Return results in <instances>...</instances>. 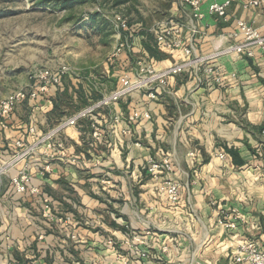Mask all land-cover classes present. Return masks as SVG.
Instances as JSON below:
<instances>
[{
    "label": "crops",
    "instance_id": "1",
    "mask_svg": "<svg viewBox=\"0 0 264 264\" xmlns=\"http://www.w3.org/2000/svg\"><path fill=\"white\" fill-rule=\"evenodd\" d=\"M243 1H231L226 21L210 16L206 2L201 21L193 23L184 9H176L166 24L182 25L183 45L192 57L206 55L242 40L237 20L264 34V5L246 10ZM158 51V59L141 64L164 69L184 59L182 49ZM126 54L120 58L125 66ZM217 68L219 84L195 69L170 78L155 100L145 91L133 93L67 130L60 140L67 158L76 157L77 163L31 157L28 187L37 194L16 192L10 178L19 168L2 175L0 264H120L118 258L133 264H231L232 249L243 238L264 250V51L256 49L251 58L223 57ZM76 71L41 102L18 105L32 115L28 123L15 114L18 106L14 109L6 129H0V163L14 153L15 141H32L30 127L47 129L40 126L58 94L75 101L65 111L69 116L81 108L78 99L89 102L119 84V78ZM134 111H147L150 118L131 122ZM163 159L180 185L175 206L158 192L160 179L144 170L149 161ZM47 165L50 172L39 174ZM232 210L245 223L228 229Z\"/></svg>",
    "mask_w": 264,
    "mask_h": 264
},
{
    "label": "rangeland",
    "instance_id": "2",
    "mask_svg": "<svg viewBox=\"0 0 264 264\" xmlns=\"http://www.w3.org/2000/svg\"><path fill=\"white\" fill-rule=\"evenodd\" d=\"M176 9H183L179 0H0V101L27 90L34 74L43 69L64 66L68 72H91L90 78L149 76L148 70L158 68L141 62L149 63L150 58L158 59L162 54L155 30ZM123 52L128 54L127 66L120 59ZM105 86L110 87V83ZM111 91L93 99L90 96L89 102L84 98L76 102L83 108ZM74 102L70 95L58 94L53 111L40 126L47 129L41 132L66 117L65 111H70ZM16 109L20 120L28 123L32 115L27 108ZM29 161L10 170L27 171Z\"/></svg>",
    "mask_w": 264,
    "mask_h": 264
},
{
    "label": "built area",
    "instance_id": "3",
    "mask_svg": "<svg viewBox=\"0 0 264 264\" xmlns=\"http://www.w3.org/2000/svg\"><path fill=\"white\" fill-rule=\"evenodd\" d=\"M231 1L232 0H179L182 8L193 23L199 22L204 18L201 8L206 2H208L207 13L210 16L226 21L227 9ZM263 5L264 0H244L241 4L242 8L246 10L258 9ZM181 30L182 25L178 23H165L162 27L155 30V35L158 49H182L184 55L183 60L175 62L164 69L148 70L149 76L131 79L127 75H123L119 78V84L116 89L102 96L98 101L78 109L69 116L63 117L48 130L37 132L34 127H30L27 135L32 138V141L17 140L14 142V148L17 151L9 161L0 164V177L35 154H40L46 162L51 160H68L69 163L76 164V157L67 158L65 154L66 147L60 140L61 136L66 134L67 130L77 128L81 122L91 118L99 110L109 107L111 104L118 103L136 92L145 91L149 99L155 100L157 96L165 90L170 78L189 73L199 68H202L203 73L207 77L212 78L214 83L219 84L222 78L218 72L217 63L221 58L233 54L251 58L254 56L256 49L264 51V34L261 33L258 28L244 20L236 21V34L242 39L240 42H230L215 48L206 55H194V57H192V50L183 45ZM190 31L194 35L198 33L196 26H192ZM143 71L144 70L141 69V72ZM67 73L68 68L64 66L56 70H40L31 78L34 82L27 90H19L2 99L0 101V129H6L7 122L18 104L26 100L37 103L40 100H44L51 89L54 91L57 89L63 76ZM140 118H150L149 113L147 111H134L129 116L131 122ZM94 135L98 137V134L95 133ZM218 157L222 160L225 159V155L222 152L218 153ZM144 170L151 178L160 179L158 192L165 195L169 205L175 206L180 198V185L169 177L173 171L169 160H151L144 167ZM48 172H50V169L47 165L40 170L39 174L44 175ZM29 181L30 178L27 175V171H20L16 176L10 178V183L15 187L17 193L28 192L30 194H37V189L28 187ZM44 203L46 204L45 207H48L47 199L44 200ZM231 212L232 217L226 224L228 229H235L237 222L245 223V218L241 213L236 210H232ZM128 237L131 240L137 239L135 236ZM126 244H129V241ZM118 260L120 264H133L120 258H118L117 261ZM231 264H264V250L261 249L259 244L254 240L249 238L240 239L232 249Z\"/></svg>",
    "mask_w": 264,
    "mask_h": 264
}]
</instances>
